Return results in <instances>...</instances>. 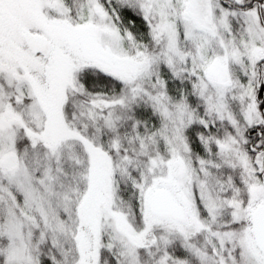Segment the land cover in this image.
Returning <instances> with one entry per match:
<instances>
[{
    "label": "snow or ice",
    "instance_id": "1",
    "mask_svg": "<svg viewBox=\"0 0 264 264\" xmlns=\"http://www.w3.org/2000/svg\"><path fill=\"white\" fill-rule=\"evenodd\" d=\"M0 264H264V0H0Z\"/></svg>",
    "mask_w": 264,
    "mask_h": 264
}]
</instances>
